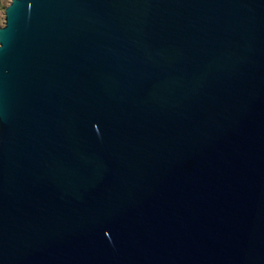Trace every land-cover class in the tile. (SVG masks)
Here are the masks:
<instances>
[{
	"label": "water",
	"instance_id": "obj_1",
	"mask_svg": "<svg viewBox=\"0 0 264 264\" xmlns=\"http://www.w3.org/2000/svg\"><path fill=\"white\" fill-rule=\"evenodd\" d=\"M0 264H264V0H8Z\"/></svg>",
	"mask_w": 264,
	"mask_h": 264
},
{
	"label": "rangeland",
	"instance_id": "obj_2",
	"mask_svg": "<svg viewBox=\"0 0 264 264\" xmlns=\"http://www.w3.org/2000/svg\"><path fill=\"white\" fill-rule=\"evenodd\" d=\"M8 0H0V23L3 21V6Z\"/></svg>",
	"mask_w": 264,
	"mask_h": 264
}]
</instances>
